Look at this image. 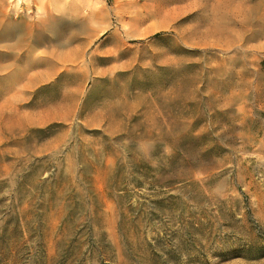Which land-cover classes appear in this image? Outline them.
<instances>
[{"label":"rangeland","instance_id":"rangeland-1","mask_svg":"<svg viewBox=\"0 0 264 264\" xmlns=\"http://www.w3.org/2000/svg\"><path fill=\"white\" fill-rule=\"evenodd\" d=\"M0 21V264H264V0Z\"/></svg>","mask_w":264,"mask_h":264},{"label":"crops","instance_id":"crops-1","mask_svg":"<svg viewBox=\"0 0 264 264\" xmlns=\"http://www.w3.org/2000/svg\"><path fill=\"white\" fill-rule=\"evenodd\" d=\"M0 24H1V21H0ZM6 24H8V25L6 26ZM6 24H5L6 28H8V27L11 28V27L15 26L14 27L16 30L15 37H17V38L26 39L30 33L27 30L28 27L26 26V24H27L26 20L17 22V23H15V25L14 24L11 25L10 22H6ZM10 36H12V35H10ZM8 37H9V34H8Z\"/></svg>","mask_w":264,"mask_h":264}]
</instances>
